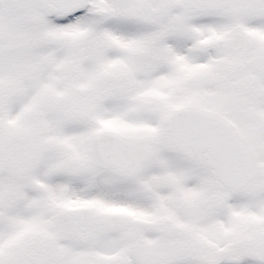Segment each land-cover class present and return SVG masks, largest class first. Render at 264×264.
Here are the masks:
<instances>
[{
  "label": "snow or ice",
  "instance_id": "obj_1",
  "mask_svg": "<svg viewBox=\"0 0 264 264\" xmlns=\"http://www.w3.org/2000/svg\"><path fill=\"white\" fill-rule=\"evenodd\" d=\"M0 264H264V0H0Z\"/></svg>",
  "mask_w": 264,
  "mask_h": 264
}]
</instances>
